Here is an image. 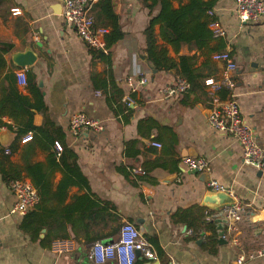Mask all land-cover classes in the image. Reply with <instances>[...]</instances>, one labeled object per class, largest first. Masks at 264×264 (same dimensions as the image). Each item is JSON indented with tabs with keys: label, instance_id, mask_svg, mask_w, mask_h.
<instances>
[{
	"label": "crops",
	"instance_id": "0c3cea01",
	"mask_svg": "<svg viewBox=\"0 0 264 264\" xmlns=\"http://www.w3.org/2000/svg\"><path fill=\"white\" fill-rule=\"evenodd\" d=\"M112 3L124 35L107 47L105 59L95 56L64 19L63 0H7L0 6V41L13 45L0 70V99L1 89L14 85L34 101L16 73L30 75L63 145L58 151L51 134L44 136L33 128L24 132L26 116L16 123L11 114L20 110L10 104L0 108V121L12 127L1 130L7 143L0 141V264H115L94 263L87 252L95 241L117 240L123 221L134 222L155 253L152 259L140 254L138 264H234L241 252L246 255L242 264H264V166L257 169L243 163L239 142L209 124L214 90L204 82L210 76L222 77L224 64L213 54L228 50L235 63L230 73L233 85L221 90L237 101L264 150V16L241 23L234 0H217L207 28L213 31L212 24H217L224 34L213 36L201 48L183 44L178 52L160 37L156 25L157 50L166 49L176 63L180 55L190 57L194 72L202 76L187 91L162 98L157 90L181 77L174 67L154 72L148 61L144 32L148 7L142 0ZM27 45L37 55L35 62L15 66L11 53ZM9 72L15 76L13 83L4 80ZM143 76L147 82L140 85ZM127 77L133 78L132 85ZM125 93L137 97V104H126ZM78 111L98 119L103 128L73 133L69 120ZM44 116L35 112L32 125L41 126ZM27 135L33 139L20 142ZM14 140L9 151L6 147ZM64 147L73 154L62 155ZM184 156L208 160L204 180L202 172L186 168ZM12 178L28 179L38 189L37 203L23 214L12 211L16 203L9 188ZM213 179L245 205L243 220L233 222L237 231L231 234L225 229V243L203 225L210 210L201 201ZM146 187L149 194L143 192ZM27 213L28 231L21 226ZM207 236H214L215 245H206ZM55 238L73 239L74 250L51 251L49 244ZM257 251L262 254L249 257Z\"/></svg>",
	"mask_w": 264,
	"mask_h": 264
},
{
	"label": "built area",
	"instance_id": "2783aa9c",
	"mask_svg": "<svg viewBox=\"0 0 264 264\" xmlns=\"http://www.w3.org/2000/svg\"><path fill=\"white\" fill-rule=\"evenodd\" d=\"M97 1L63 0L62 15L71 25L77 37L88 47L100 49L104 53H107L104 41L107 28L101 26L95 27L94 25L92 7ZM234 2L235 14L241 23L255 21L264 16V2L262 0H234ZM12 11L13 13H18V8H14ZM212 26L214 27V36L224 34V31L217 24L213 23ZM213 58L223 62L225 69L222 77L216 78L210 76L204 81L205 84L211 86L214 90L210 99L211 106L208 109V122L217 131L227 132L239 142L243 163L260 169L264 166V150L255 141L251 127L246 124L240 113L237 101L232 95L221 99L217 94L223 86L231 87L233 85L230 73L234 69L235 63L228 50L215 52ZM16 76L19 83L26 84V76L23 71H17ZM126 81L129 85L133 84V78L131 77H127ZM146 82L147 78L144 76L138 80L140 85H145ZM133 87L134 92L137 87ZM189 87V83L184 78H177L173 84L160 87L157 93L162 98H168L187 91ZM132 93H125L124 101L126 104L133 106L137 104L138 98L133 96ZM69 127L73 133L78 134L81 131L89 129L99 131L103 128V125L98 119L87 117L83 112L78 111L71 115ZM3 128L0 126V132ZM31 138L32 135H27L20 142L24 143ZM156 144L159 145V143ZM54 146L56 150H62V145L58 141L54 142ZM183 162L186 168L191 171L203 172L209 168L208 160L203 157L184 156ZM9 188L16 197V203L12 211L23 214L30 208H33L38 201L37 190L28 179L12 180L9 182ZM209 189L213 191H225L230 196H233L232 191L226 189L216 179L209 182ZM143 192L149 194L151 191L146 187ZM222 212L223 217L227 219L226 229L231 234H234L237 231V227L233 222L243 220L245 205L235 200L231 205L225 206ZM49 248L56 253L70 252L74 250L75 243L70 238H55L51 240ZM137 250L145 258L152 259L156 257L150 243L146 241L136 224L131 221H123L119 227V238L112 242H93L89 246L87 258L94 263L110 261L115 264H134L138 257L136 254ZM256 254L260 255L262 251L249 253V257H253ZM245 256V253L241 252L235 258L234 264H242Z\"/></svg>",
	"mask_w": 264,
	"mask_h": 264
},
{
	"label": "trees",
	"instance_id": "16d2710c",
	"mask_svg": "<svg viewBox=\"0 0 264 264\" xmlns=\"http://www.w3.org/2000/svg\"><path fill=\"white\" fill-rule=\"evenodd\" d=\"M6 1L7 0H0V6L6 3ZM216 1L217 0H142L143 4L149 9V20L144 30L148 44L146 51L148 61L156 70L174 67L177 69L179 76L184 78L189 85H194L199 78L202 77L200 74L194 72V69L191 66L190 57L180 55L179 61L176 63L167 57L166 49L157 50V47L154 44V27L156 25L159 26L160 37L170 44L176 52L179 51L183 44H194L199 48L204 47L214 36L213 31L207 28L209 22L207 18L208 16H213V7ZM174 2L177 3V6H174ZM94 7H96V9L93 10V17L95 18L94 25L96 27L104 23L101 27L107 26L108 30L104 35V39L106 47H109L120 40L124 35L119 25L117 14L114 12L112 0H98L93 5V8ZM12 47V43L0 41V70L6 63L4 54L9 52ZM90 49H92V53L99 58L105 59L109 56L100 49ZM4 80L13 83L12 81H15V76L12 72H9L4 75ZM26 84L35 96L34 101H29L26 96L20 94L14 85H12L11 87H4L1 89L0 108H4L6 104H10L14 109L20 110V114H11V117L16 123L18 122L19 117L26 116V124L28 127L24 132H26L28 128H33L44 136L51 134L53 145L55 141H58L62 145L60 141L62 139H56V137H58V130L52 124V121L48 120L45 113V107L42 103L41 92L36 85L32 83V77L30 75L26 76ZM226 92L225 89L221 90L220 93L222 98H226ZM35 112H43L45 115L44 123L38 127L32 125V117ZM0 126L7 128L8 130L12 129L10 125L5 126L1 121ZM31 139H33V135ZM15 145L16 140L11 142L10 147H6V149L10 151ZM64 150L65 151L62 153L64 156L69 157L73 154L66 147H64ZM16 179L20 178H12L9 182ZM36 190L38 193V189ZM28 217L29 214L27 213L21 224L22 228L26 231H28L30 226ZM203 225L205 228L215 232L213 223L204 219ZM150 240L154 242L152 237ZM215 243L214 236H207L206 245L213 246ZM156 251L160 257H164L159 248H156ZM138 262H140V260H138L137 257L134 264H138Z\"/></svg>",
	"mask_w": 264,
	"mask_h": 264
},
{
	"label": "water",
	"instance_id": "95a60500",
	"mask_svg": "<svg viewBox=\"0 0 264 264\" xmlns=\"http://www.w3.org/2000/svg\"><path fill=\"white\" fill-rule=\"evenodd\" d=\"M143 57L146 58L147 55L144 54ZM36 58V53L31 49L29 45H27L23 50H16L11 53L12 63L20 68L31 66L35 62ZM153 71L155 72L156 69L153 68ZM172 72L174 71L172 70ZM0 141L4 144L7 143V136L5 131H2L0 133ZM206 175L207 174L203 171L202 173H200V179L204 180ZM172 178H175V176ZM163 179L168 180L170 179V177H164ZM234 202L235 199L225 191H213L208 189L202 197L201 204L210 210L209 222L214 224V229L217 234L216 240L219 243L226 242L224 234L227 219L223 217L222 209ZM136 254L137 256H140V251L137 250Z\"/></svg>",
	"mask_w": 264,
	"mask_h": 264
}]
</instances>
